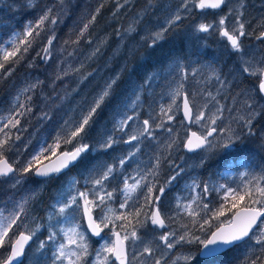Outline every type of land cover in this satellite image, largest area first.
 <instances>
[{
	"label": "rangeland",
	"instance_id": "1",
	"mask_svg": "<svg viewBox=\"0 0 264 264\" xmlns=\"http://www.w3.org/2000/svg\"><path fill=\"white\" fill-rule=\"evenodd\" d=\"M12 1L0 0V3L5 4L7 2L10 4ZM23 1L30 7L37 6L39 10H42V13L48 9L47 6L51 7L52 12L49 21L52 17L56 18L57 22L55 25L63 22L64 17H67V20L62 25V28H55L51 32L50 39H52V43L49 44L47 42L46 44L48 51H44L40 56L30 60L36 64V58H39L40 61L44 62L45 60L49 65L47 67V76H49L50 90L53 91L50 103H46L47 99L45 98L39 104L37 118L30 125H18L14 132L9 130L13 140L7 146L11 150L5 152V157L9 163H12L13 160L17 161L13 165L14 168H22L39 151L41 145L45 148L48 145H52L54 151L44 152L38 157V161L34 166L39 167L44 161L51 159L59 152L70 151L74 146L81 143L89 144L92 147V151L87 153L86 159L84 158L85 163L77 169H74L73 165H71L67 171L51 177L41 178L42 181L38 182L34 178L33 173L24 174L23 177L16 175L0 179V212L4 216H7L22 201H27V214L22 215L19 224L14 226L10 232L11 240L14 241L19 232L28 234L25 226L28 230H36V226H40L36 230V236L33 241L26 248L23 264H32L33 250L36 248L37 241L46 239L51 232L55 231L57 233L56 239L46 245L43 255L39 257L41 264H53L58 244L67 243V239L63 234L64 231L72 227H78V230L85 234L86 242L89 246V255L84 258V264H94L96 252L101 249L104 240L86 231L83 223L82 200L78 201V207L64 215L59 214L55 209L57 208V200L69 190L72 191L73 195L76 194L77 190L86 192L89 200H95L96 194L103 195L104 192H101L99 187H94L90 180L96 178L97 173L102 170L105 164H115L117 166L113 176L106 181L104 189V191L113 192V197L111 200H106L104 204H99L97 200L96 204L88 207L93 218H97V220L104 214L111 216L112 213L109 212V209L115 210V215L117 216H125V220H115V231L121 232L122 236L124 232L121 229V225H124L128 231L133 228L136 229L137 236L140 239L127 242L128 261L130 264H154L156 259H160L161 264H188L183 257L189 254L195 256L199 247L197 244L177 242L175 247L168 249L159 237L166 233L175 232L178 238L186 232H191L196 236H201L203 239L204 234L200 231L199 225L204 223V219L209 221L208 224L204 225L206 231L209 229L215 231L217 227L229 224L231 221V210L229 211V209L231 207L228 203L232 199V194L227 193L226 189L232 188L236 195H243L244 193L241 189L246 181L253 176L264 174V164L262 162L264 145L260 147L259 159L254 161L251 169L246 168L251 166L246 152L237 157L241 159L237 161H233L229 155H224L214 149L186 152L184 145L189 132L195 131L198 135H202L203 127L195 123L185 122L182 115V99L185 94L188 96L190 104L195 105L193 108L194 113L205 104L208 105V108L204 109L206 113L209 110L212 113H216V109L220 108L222 115L217 121V126H230L231 129L235 130L237 135L240 136L239 147H241V142H243L246 133H248L247 128L244 127V121L240 118H247L250 111H255L258 115L253 120L252 127L254 128V133L259 131L260 137L264 140V95L258 89L259 78L246 76L240 71L241 55L243 60H264V39H257L260 33L264 31V7L262 8V13L255 12L254 9L256 8H249V11L245 14L239 7L240 0H237V2L228 0L229 8L243 13L245 31L248 36L260 41L256 43V39H241L242 54L234 53L227 42V58L223 38L219 35L218 39L213 36L214 32V34H218L216 30H212L210 43H214L216 49L211 56V54L205 55V44L198 43L197 37L200 33L195 30L196 25H191L189 28L183 27V34L186 39H191L192 45L189 44V46L195 47L196 52L201 49L200 54L197 55L198 58L193 55L184 60H180L177 56L168 57L163 60L160 70L156 67L153 73L146 76L144 89L138 86L136 94H130L127 97V94L124 93L121 97L119 96L120 99L116 103L118 109L125 115L136 116V119L130 122V127L124 132L116 130L115 123L120 117L117 116L118 109L114 108L111 112V117H105L104 120L97 114L90 122L91 127H88L80 137L73 139L72 143L66 144L64 141L71 138V132L75 131L76 127L79 126L83 115L87 114V110L104 90L106 84L113 79L117 81L118 72L124 66V60H119V58L121 56L128 58L135 51L137 52L144 44L146 35L157 31L171 15L169 11L173 8L175 9L177 5L174 7L171 5L165 9L164 5H162L148 21L146 20L149 15L148 10L138 11L134 14L136 28H134L130 37L126 35L129 32L126 30L129 29L130 25L123 21L116 23L114 27L106 30L107 34L100 35L99 37L101 38L93 40L86 52L75 58L68 50L74 49V45H76L75 52H77L83 47L82 43L88 41L90 35L93 39L95 36L94 30L96 26H99L95 25L96 23L113 20L112 16L115 14L127 16L131 13V9L124 7V0H115L114 2L112 0H90L92 4H89L87 0ZM117 4L123 5V7L117 10ZM101 5H103L102 8H111V14L103 17L104 12L100 10L96 15V9ZM220 10L223 9L221 8ZM93 15L96 16L95 21L89 25L83 36H79L81 28L89 22ZM124 16L121 18L127 19ZM141 16L144 19H141ZM127 21L132 22L133 17L129 16ZM234 22V17H229L226 21L227 27L231 29ZM107 24L110 23L108 22ZM119 27L123 28L120 30ZM72 28L75 30L74 35ZM117 31L120 33L119 36ZM78 37L79 40L77 39ZM195 38L197 45L193 41ZM113 39H116V41L111 42ZM175 43L179 42L177 40L163 39L159 45L163 47L165 46L164 44L172 45ZM97 49L99 51H96ZM103 49H105L106 53L102 64L97 66V71L88 78L83 76L82 82L76 81L72 76L74 70L102 53ZM210 60L224 61L220 67L212 68ZM90 66L92 67L93 65ZM105 71L110 72L105 73ZM98 73H100L99 76H104L105 79L97 90L90 91L93 81L98 78L96 75ZM217 75L221 80L226 81L223 86L220 80H217ZM7 77L8 75H6ZM36 81V78L31 80L24 77L17 88V93L22 92L28 83L33 84ZM177 89H179L180 95L175 97V103H173V94ZM37 92L34 94H37ZM17 93L14 94L15 99L17 98ZM136 96H139L140 100L133 110L131 101L135 100ZM250 100L254 101V107L251 109L247 106ZM123 103H128V108L125 109ZM169 106L173 109L172 112L168 113L174 116L173 121H168L167 117L160 113L161 107L167 110ZM3 109H0V117L3 118L0 119V127H3L7 122V113ZM150 117L153 118L150 119L153 137L145 136L140 141H134L133 144H138L139 151L122 168L119 167V158L125 156L130 150H135L131 144H125L124 141L128 139L129 135L142 130L143 120ZM257 119H260V121L255 125L254 123ZM65 121L69 123L66 125ZM158 123H163L164 127L156 128L155 125ZM168 129H172V132H169ZM58 134L60 136L59 147H56ZM109 135L113 136L117 143L107 151L99 150V143ZM16 136H19L20 139L15 140ZM2 138L3 136L0 134V139ZM221 138H223V135H221ZM45 141L47 142L46 144ZM169 144L172 147H169ZM157 159L160 160V165L158 169L154 170L158 173L156 180L159 184H165L168 178L175 174L169 164V160L176 165L182 166L184 172L169 186V190H166L158 205L161 215L165 218V227H153L150 224L141 227L140 224L136 223V211L139 210L141 212L138 217L141 222H146L148 219L144 215L145 213L150 215L154 211L153 205L146 204L145 201L144 193L147 189H138L136 193H132L128 199V205L124 209L119 207L120 203L125 200L121 190L124 187L125 178H128L129 184L134 183L135 179L133 177L138 178V174H143L148 169H152ZM202 159L206 161L203 164H201ZM59 163L49 165L58 167ZM205 165L206 167L204 168ZM93 168L96 169L95 173L91 172ZM26 175H30L31 180L26 178ZM17 179L20 180L18 184L16 183ZM148 179L152 180L153 178L149 176ZM193 180L200 185L199 188L192 186ZM73 181L78 183L73 185ZM204 184L209 187V192L206 195L203 193ZM197 194L200 197L197 204H207L208 209L204 210L198 207L197 204L192 205L198 213L196 217L198 223L193 226V218L188 214L191 209L186 211L183 205L192 203L191 198ZM245 201H247V198ZM246 206L247 203L243 207ZM220 209L224 210V215L217 218L214 213ZM111 228L112 225L110 224L109 228L104 229L102 235L105 239H114ZM145 247L152 249L151 255L144 253L143 249ZM260 247L253 240L246 239L243 244H239L230 250L228 256L225 253L219 257L215 264H244L246 257L255 259L257 256H262ZM8 254L9 248L7 246L0 249V255L6 257ZM56 264H62V262L56 261ZM63 264H66V262H63ZM108 264H112L111 259ZM191 264H204V262L196 258Z\"/></svg>",
	"mask_w": 264,
	"mask_h": 264
},
{
	"label": "snow or ice",
	"instance_id": "2",
	"mask_svg": "<svg viewBox=\"0 0 264 264\" xmlns=\"http://www.w3.org/2000/svg\"><path fill=\"white\" fill-rule=\"evenodd\" d=\"M125 4L128 3V0H124ZM228 3V0H178V5L171 12V15L166 19L165 23L159 27L157 31H154L150 34L148 39L150 40L149 47H155L159 41L163 40L165 34L168 33L173 28L178 27L179 22L193 12L198 11L201 15L206 14L207 10L218 11L222 7H225ZM103 5L96 9V13H99ZM123 7V5L117 4V10ZM52 9H48L44 12L42 16L39 17L37 28L42 27L46 20L50 19V14ZM229 17H234V25L229 29L226 26V21ZM96 16L93 15L88 23L84 24L80 30L79 36H83L87 31L89 25L94 22ZM143 19V16H141ZM51 23L55 24L57 22L56 18L52 17L50 20ZM139 23V21H137ZM29 33L31 32L32 25H28ZM132 26L129 27L126 31H133ZM195 30L198 33H208L212 30H216L218 35L225 39L228 42L230 49L237 54L243 53V48L241 44V39L248 35L245 31V22L243 21V13L235 11L232 8L228 9V12L219 18L218 21H213L209 23H198L195 26ZM39 34L38 32L36 33ZM117 35L120 33L117 31ZM54 39V37H53ZM79 40V37L77 38ZM257 39H264V31L260 33ZM4 41H0V53H2V60H0V69L5 68V64L11 61L13 64L18 63L19 59L22 56H17V53L21 49L16 46L14 40H9L7 42V47H2ZM49 44L52 43V39H49ZM30 42L26 44L23 48V51L26 52ZM12 50L9 51L8 49ZM45 52L48 49H44ZM96 51H99L97 49ZM16 59H12V58ZM240 71L249 77L259 78V91L264 93V60L255 61V60H243L241 55ZM217 80H220L221 85L223 86L226 81L221 80L217 75ZM116 83V80L113 79L108 82L104 90L99 94L95 99L93 105L87 110V114L83 115L79 126L76 127L75 131L71 132V138L64 141L66 144L73 142V139L80 137L82 133L86 131L88 127H91V121L97 115L98 109L104 101L110 96L113 85ZM35 87V85H31ZM27 91V89H25ZM180 95L179 89H177L173 94V103H175V97ZM210 95V94H209ZM30 99V97H29ZM214 99V98H213ZM140 97L136 96L135 100L131 101L133 110L135 109L136 104L139 102ZM247 106L251 109L254 107V101H249ZM123 107L128 108V103H123ZM194 104H190L188 96L185 94L183 96V116L185 120L189 123H195L202 125L203 134L198 135L197 132H191V135L187 137L185 147L189 151H194L196 149H214L217 152L223 153L224 155H229L232 150H235L238 142L240 141V136L237 135L236 131L231 129V127H218L217 121L222 115L221 109L217 108L216 113H212L209 110L207 113L204 109L208 108V105L205 104L202 108L193 112ZM19 108L24 109V105H19ZM30 111L29 109H25ZM173 109L171 106L167 110L161 107L160 113L163 116L167 117L168 121H173L174 116L168 113L172 112ZM25 112H16L15 116L9 115L7 117V122L3 127H0V134L3 138L0 139V179L7 178L10 176L19 175L23 177L24 174L33 173L39 177H51L53 175H58L63 170L67 169L70 165L77 163L85 154L92 151V147L89 144L81 143L77 146H74L72 151H65L60 154V163L58 167H36L35 163L38 161V157L44 152H52L54 148L52 145H48L45 148L41 145L39 151L33 155L32 159L29 160L22 168H14L13 165L17 161L13 160L12 163H9L8 159L5 157V152L10 151L11 149L7 147L11 144L13 137L10 136L9 131L11 128H16L20 120L17 119V116H23ZM258 113L255 111H250L247 118L241 117L240 119L244 121V127L247 128L248 134L251 135L254 133L253 120L256 118ZM117 116L120 117L119 120L115 123L116 130L124 132L128 127H130V122L136 119V116L125 115L119 109L117 110ZM0 119H3L0 117ZM149 119H145L142 122V130L135 134L128 136V139L124 141L125 144H131L133 149L130 150L125 156L119 158L118 164L119 167H123L128 163L139 151L138 144H133L134 141H140L143 137L147 136L149 138L153 137L152 126L150 125ZM69 122L65 121L67 125ZM156 128L164 127L163 123H158L155 125ZM169 132H172V129H168ZM223 135V138H221ZM195 138V143L193 141ZM211 138V139H210ZM15 140H19L20 137L16 136ZM60 140L59 134L57 135L56 147H59L58 141ZM215 141V142H214ZM47 142L45 141V144ZM117 141L113 136H106L102 142L99 143V150L107 151L111 149ZM169 147H172L169 144ZM205 160H201V164L205 163ZM170 166L174 170V175L170 176L165 184H159L156 180L158 173L154 169H158L160 165V160H156V164L152 169H148L143 174H138V178L133 177L135 182L132 184L128 183V178L124 180V187L121 190L125 196V200L120 203V208L124 209L128 205V199L131 197L132 193H136L138 189L146 188L147 191L144 193L146 204L153 205L154 211L151 214L145 213L144 215L148 217L146 222H141L138 217L141 215L139 210L136 211L135 217L136 223L140 224L141 227L150 224L153 227H165V218L161 215L160 209L158 207L160 201L162 200L166 190H169V186L177 180L179 176L184 172V168L180 165H176L173 161L169 160ZM115 164H105L102 167V170L99 171L96 175V178H92L90 182L94 187H99L101 192H104L103 195L96 194L95 200H89L88 194L86 192L76 191V194L73 195L72 191L69 190L66 194H62L61 198L57 200V208L55 211H58L59 214L64 215L70 210L75 209L79 206L78 201L83 200V211L87 215L88 224L87 227L90 230L91 235L99 237L104 240V244L101 249L96 252V261L94 264H108L109 260H112V264H130L128 261L127 253V242L129 240L137 241L140 237L137 236V231L133 228L131 231H128L124 225H121V229L124 234L121 235V232L115 231V220H125L126 217L123 215H115V210L109 209V212L112 215L104 214L103 216L93 218L89 205L96 204V201H99V204H104L106 200H111L113 197V192L104 191L106 181L113 176L116 170ZM91 172H96V169L93 168ZM151 176L153 179L149 180L148 177ZM16 183H20V180L17 179ZM77 181H73L72 184L75 185ZM15 186V185H14ZM192 186L194 188H199L200 185L197 184L195 180L192 181ZM71 187V186H70ZM224 187V186H221ZM115 191V190H113ZM227 193L232 194L233 204L232 208H236L238 202L245 201L247 198V206L242 210L238 211L235 214L233 220L229 222L227 228L221 226L217 227L215 231L205 230L204 225L208 224V219H204V223L199 225L200 231L204 234V238L201 236H196L191 232H186L184 235H180L178 238L175 232L166 233L159 237L161 241L164 242L168 249L175 247L177 242H186V243H195L197 244L198 250L195 256L189 254L183 257V259L191 264L193 260L199 258L204 264H215L219 257L223 256L225 252L229 251L231 247L244 242L246 239H251L256 245L261 246L260 251L262 256H257L255 259L246 257L244 264H264V174L253 176L251 179L247 180L243 185L241 191L243 195L237 196L232 188L226 189ZM209 192V187L207 184L203 185V193L206 195ZM200 200L199 195L193 196L191 198L192 203L183 205V208L188 212V214L193 218V226L198 223L196 217L198 213L195 208L192 207L193 204H197ZM27 201L24 200L16 206L14 210L8 213L7 216H4L0 212V249L7 246L9 248V254L4 257L0 255V264H23V258L25 256V248L30 241L36 236V230L39 229V225L36 226V230H28L25 226V229L28 234L25 232H19L16 239L13 241L10 238V232L13 230L14 226H17L21 220L22 215L27 214L26 209ZM98 206V205H97ZM198 207L207 210V204H197ZM231 209H229L230 211ZM214 215L219 218L224 215V210L220 209L214 213ZM130 223V222H129ZM110 224L112 225L111 231L114 239H105L102 235L105 228H109ZM103 225V227H102ZM64 237L67 239V243H59L56 249V255L53 260V264H56V261L66 262V264H84V258L89 255L88 252V243L86 242L85 234L78 230V227H72L64 231ZM57 233L55 231L51 232L46 239L38 240L36 243V248L33 250V259L32 264H41L39 259L43 255L46 245L55 240ZM74 246V247H73ZM144 253L152 254V249L150 247H145L143 249ZM154 264H161L160 259H156Z\"/></svg>",
	"mask_w": 264,
	"mask_h": 264
},
{
	"label": "trees",
	"instance_id": "3",
	"mask_svg": "<svg viewBox=\"0 0 264 264\" xmlns=\"http://www.w3.org/2000/svg\"><path fill=\"white\" fill-rule=\"evenodd\" d=\"M112 1L114 2L115 0ZM162 1L163 0H128V3L125 4L124 7L131 9V13L129 15L124 16L115 14L112 16L113 20L96 23L95 25L99 26H96V29L94 30L95 36L93 39L90 35L88 41L86 43L84 41L82 43L83 47L77 50V52H75L77 48L76 45H74V49H69L68 52L77 58L80 54L88 50L93 40L101 38L99 37L100 35L107 34L108 32H106V30L110 27H114L116 23L123 21L124 23L132 26L133 29L136 28L134 14L138 11L141 12V10L146 9L149 12V17H146V20L148 21V19L156 12V10L163 5ZM87 2L92 4L90 3V0H87ZM47 8L50 9L51 7L47 6ZM101 11L104 12L103 17L108 16L112 12L111 8L109 7L102 8ZM43 14L44 13H42V10H39L37 6L30 7L23 0H13L10 4L7 2H5V4L0 3V41L5 42L2 47H7V42L9 40H14L16 46L21 49V51L17 53V56H22L18 63L13 64L11 61H9L7 64H5L4 69H0V109L4 108L3 111H6L7 117L9 115L15 116L16 112H25V109H29L30 111H26L23 116L16 117L20 120L19 125H30L32 122H34L37 118V112L39 111V104L42 103L45 98L47 99L46 103H50L49 101L53 93V91L50 90L51 86L48 82V63L45 60L44 62L40 61L39 58H36V64L32 63L30 60L35 59V57H38L44 53V49H46V44L50 39L51 32L55 28H62V25L67 20V17H64L63 22L58 23L57 25L51 23L49 20H46L42 27L37 28L38 19ZM123 16L127 19L121 18ZM129 16L133 17L132 22L127 21ZM108 22L110 24H107ZM30 23L32 25V35H28V25ZM122 28L123 27H119L120 30ZM125 28L127 27L125 26ZM71 30L73 31L74 28ZM37 32L39 33L38 35L36 34ZM131 33L132 31L128 32L126 35H129L128 37H130L132 35ZM183 33L184 31L182 28L174 30L169 35L167 40H177L178 42L183 41L186 39V36ZM74 34L75 30L73 31V35ZM150 34L151 33L146 35L144 44L137 52L135 51L132 56L128 58L121 56L119 58V60H124V66L122 67V70L118 72V79L113 85L110 96L104 101L102 107L98 109L97 114L100 115L102 119L105 120V117H111V112L114 110V108L118 109L116 103L122 94L126 93L127 97H129L130 94H136L138 86H140L141 89H144V86H146L144 82L146 76L153 73L156 67H158L160 70L162 68L161 65H163V60H166L168 57L175 56L173 52L164 53L163 50H161L159 44L162 42V40L159 41L155 47L150 48L148 46L150 43V40L148 39ZM114 41H116V39H113L111 42ZM29 42L30 46L28 47V50L24 52L23 48ZM8 50L11 51L12 49L9 48ZM105 53V49H103L102 53L91 58L88 63L76 68L72 73L74 79L78 82H82L81 79L83 76L88 78L91 74H94L97 71V66L102 64ZM12 59L14 60L16 58L14 57ZM40 59L42 58L40 57ZM0 60H2V53H0ZM90 65L93 66L91 67ZM108 72L110 71H105V73ZM99 74L100 73L96 74L98 78L93 81L90 91L97 90L105 79L104 76L101 77ZM6 75H8L7 78ZM24 77L31 80L36 78L37 81L33 84L28 83L25 87L27 91L24 89L22 92L17 93V88ZM138 84H141L142 86ZM31 85H35V87H31ZM36 91H38L37 94H34ZM15 93H17L16 99L14 98ZM21 104L24 105V109L19 108V105ZM259 121L260 119H257L254 124L257 125ZM15 129L16 128H11L10 131L14 132ZM260 135L261 134L259 131H256L251 135L246 133L243 142H241V147H239L240 143H238L235 150L229 154V157L233 161L241 160L237 157H239L243 152H246L247 159L251 162V166L246 168L251 169L254 165V161L259 159L260 147L264 145V140L260 137ZM56 155H54V157ZM86 156L87 154H85L77 163H75L73 168L77 169L83 165L85 163ZM54 157H51V159ZM51 159L44 161V163ZM262 162L264 164V153L262 156ZM205 167L206 165L204 168ZM67 170L68 169L65 171ZM33 176L36 178L37 182L42 181L41 178L36 177L34 174ZM26 178L31 180L30 175H26ZM239 195L240 194H237V196ZM233 202V199H231L228 205L231 207ZM246 203L247 201H240L238 202L236 208L231 207L230 215H232L239 208L245 206ZM233 248H235V246L231 247L230 250ZM229 251L225 252L227 253V256Z\"/></svg>",
	"mask_w": 264,
	"mask_h": 264
},
{
	"label": "flooded vegetation",
	"instance_id": "4",
	"mask_svg": "<svg viewBox=\"0 0 264 264\" xmlns=\"http://www.w3.org/2000/svg\"><path fill=\"white\" fill-rule=\"evenodd\" d=\"M229 1H231V0H229ZM232 1L237 2V0H232ZM162 3L164 4V9H165L166 7H169L171 5H173V7L178 5V0H163ZM229 7L230 6L227 3V5L225 7H222L223 10H218V11L207 10L206 14H204V15H201L198 11L193 12L187 18L181 20L179 22L178 27L173 28L168 33H166L164 39L167 40L169 35L174 30H177V29L183 28V27L189 28L191 25H197L198 23L196 21L204 22V23L218 21L221 16H224L227 13ZM239 7L244 11L245 14L249 11V8H256V9H254L255 12L262 13L263 12L262 8L264 7V0H240ZM173 10H174V8L172 10H170L169 13L172 12ZM226 26H227V23H226ZM229 26H231V24H229ZM254 27H256V25H254ZM214 33H213V36L215 35ZM216 36L218 39L219 38L218 34H216ZM197 39H198L199 44H202V43L205 44L204 45V46H206V48L204 49L205 55L211 54V56H212L215 53L214 51H215L216 47L214 46V43H210V41L212 40V31H210L208 33H200L199 36L197 37ZM217 39H216V41H217ZM242 39L248 40V39H256V38L245 35ZM190 40H191L190 38L185 39L183 41H179V43H175L172 45L164 44L165 46L161 47V50L173 51V54L175 56L179 57L180 60H184L191 55H193L195 58H198L197 55L200 54L201 49L198 50V52H196L195 47L189 46V44L192 45ZM223 40H224V44H225V54H226V58H227V41L225 39H223ZM259 41L260 40H257V39L255 40L256 43H259ZM195 42H196V38H195ZM208 42H209L210 46H209ZM196 45H197V42H196ZM219 61L210 60L211 67L212 68L220 67V65L223 63L224 60H222V61L219 60ZM258 87H259V84H258Z\"/></svg>",
	"mask_w": 264,
	"mask_h": 264
},
{
	"label": "water",
	"instance_id": "5",
	"mask_svg": "<svg viewBox=\"0 0 264 264\" xmlns=\"http://www.w3.org/2000/svg\"><path fill=\"white\" fill-rule=\"evenodd\" d=\"M263 95H264V93H262ZM182 115H183V99H182ZM184 117V116H183ZM184 120H185V118H184ZM185 122L186 123H189L187 120H185ZM191 132L192 131H190L189 132V134H188V136H190L191 135ZM187 141V140H186ZM193 141H194V143H195V138H193ZM186 144V143H185ZM184 150L186 151V152H196V151H199V150H202V149H196V150H194V151H189L186 147H185V145H184ZM61 154V153H60ZM60 154H58V155H56L53 159H51V160H49V161H47L46 163H44V164H42V165H40L39 167H48V166H50L51 164H55V163H59L60 162ZM50 164V165H49ZM71 166V165H70ZM68 169V168H67ZM66 170V169H65ZM65 170H63V171H65ZM36 176V175H35ZM36 177H38V178H44V177H39V176H36ZM244 208H240V209H238L232 216H231V220H233L234 219V217H235V214L238 212V211H240V212H242V210H243ZM82 211H83V200H82ZM83 217H84V223H85V225H86V228L88 229V227H87V224H88V219H87V215H85L84 214V211H83ZM229 226V224H227V225H225V226H223V227H225V228H227ZM221 227V226H220ZM88 231L90 232V230L88 229ZM29 244H30V242H29ZM28 244V245H29ZM27 245V246H28ZM26 246V247H27ZM118 263V262H117Z\"/></svg>",
	"mask_w": 264,
	"mask_h": 264
},
{
	"label": "bare ground",
	"instance_id": "6",
	"mask_svg": "<svg viewBox=\"0 0 264 264\" xmlns=\"http://www.w3.org/2000/svg\"><path fill=\"white\" fill-rule=\"evenodd\" d=\"M164 5V4H163ZM214 36H216V34L214 35ZM217 37V36H216ZM193 41H195V39L193 40ZM150 70V69H149ZM147 71V70H146Z\"/></svg>",
	"mask_w": 264,
	"mask_h": 264
}]
</instances>
